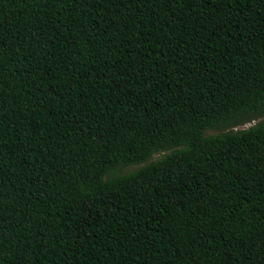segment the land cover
I'll return each instance as SVG.
<instances>
[{"label":"trees","instance_id":"1","mask_svg":"<svg viewBox=\"0 0 264 264\" xmlns=\"http://www.w3.org/2000/svg\"><path fill=\"white\" fill-rule=\"evenodd\" d=\"M262 116L264 0H0V264H264Z\"/></svg>","mask_w":264,"mask_h":264},{"label":"rangeland","instance_id":"2","mask_svg":"<svg viewBox=\"0 0 264 264\" xmlns=\"http://www.w3.org/2000/svg\"><path fill=\"white\" fill-rule=\"evenodd\" d=\"M260 120H264V116L262 117H259V118H255L253 120H249V121H246L244 123H241V124H237V125H234V126H231L233 130H240V129H244V128H247L255 123H257L258 121ZM225 129H229V127L227 128H224V129H209L207 131V133H210V134H213V133H216V132H219L221 130H225ZM166 152H168L167 150H161V151H157L155 153H153L151 155V157L147 160V162L149 161H152V160H156L158 158H160L163 154H165ZM145 164V162H141V163H136V164H131L127 167H125L123 169V172H128V171H132L134 170L136 167L140 166V165H143Z\"/></svg>","mask_w":264,"mask_h":264}]
</instances>
